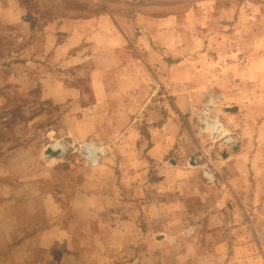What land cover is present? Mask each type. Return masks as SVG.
<instances>
[{
  "label": "rangeland",
  "instance_id": "1",
  "mask_svg": "<svg viewBox=\"0 0 264 264\" xmlns=\"http://www.w3.org/2000/svg\"><path fill=\"white\" fill-rule=\"evenodd\" d=\"M139 9L207 42L200 104L216 100L244 141L235 166L253 167L224 202L193 159L242 145L212 148L195 119L200 189L133 167L124 74L141 65L119 40ZM0 264H264V0H0Z\"/></svg>",
  "mask_w": 264,
  "mask_h": 264
},
{
  "label": "crops",
  "instance_id": "2",
  "mask_svg": "<svg viewBox=\"0 0 264 264\" xmlns=\"http://www.w3.org/2000/svg\"><path fill=\"white\" fill-rule=\"evenodd\" d=\"M147 11L139 9L133 12L132 19L135 21L124 24V31L133 33V36L119 40L121 46L127 44L137 53L135 58L141 65L139 72L127 71L124 74V77L131 81L129 96L135 106L130 102L129 104L130 110L134 111L136 116L131 119L124 138L130 143L128 148L130 157L134 160L133 167L147 169V173L149 170L155 173L161 186H171L167 178L175 173L180 186L185 185L186 189L195 191L200 189L197 186L200 174L197 169L188 168L190 157L195 155L190 150L191 146L193 147L190 132L195 114L201 106L200 95L206 88L209 89L205 83H210L207 80L217 73L205 74L204 67H197L193 58L192 53L196 47L204 49L207 46L205 39L193 37L187 38L188 40H171L166 37L170 32L182 37L179 33L180 23L177 22L178 14ZM155 13L158 17L154 18V22H146L147 16ZM168 20L174 22L170 25ZM117 24L121 29L120 23ZM113 46L117 47L115 43ZM197 57L202 59L199 55ZM221 74L220 72L219 77ZM239 112L241 113V109H237L235 114H223L222 117L229 118L222 119L229 121L237 117ZM241 145L239 151L234 154L227 157L221 154L218 157L221 159H213L212 162H215L212 165L217 175L214 184L206 185L200 179L205 190L220 191L218 202H224L225 198L235 194V191L243 190V186L238 183L245 181L253 169L251 164L249 167L242 164L243 167L238 166V169L235 166L238 163L237 156L242 153L243 140ZM212 156L215 158V154ZM234 159L237 162L231 163ZM249 161L252 163V160ZM219 165L223 167H217Z\"/></svg>",
  "mask_w": 264,
  "mask_h": 264
},
{
  "label": "built area",
  "instance_id": "3",
  "mask_svg": "<svg viewBox=\"0 0 264 264\" xmlns=\"http://www.w3.org/2000/svg\"><path fill=\"white\" fill-rule=\"evenodd\" d=\"M216 100L208 98L195 114V136H202L210 141L211 147H221L228 154L240 147L241 139L237 132L229 128L214 114ZM97 162V161H96ZM193 163L200 169L201 178L206 185L216 182L217 175L210 157L201 153L193 159Z\"/></svg>",
  "mask_w": 264,
  "mask_h": 264
},
{
  "label": "water",
  "instance_id": "4",
  "mask_svg": "<svg viewBox=\"0 0 264 264\" xmlns=\"http://www.w3.org/2000/svg\"><path fill=\"white\" fill-rule=\"evenodd\" d=\"M52 154L54 153V152H52V151H50Z\"/></svg>",
  "mask_w": 264,
  "mask_h": 264
},
{
  "label": "bare ground",
  "instance_id": "5",
  "mask_svg": "<svg viewBox=\"0 0 264 264\" xmlns=\"http://www.w3.org/2000/svg\"><path fill=\"white\" fill-rule=\"evenodd\" d=\"M87 148H88V146H87ZM54 150V149H53Z\"/></svg>",
  "mask_w": 264,
  "mask_h": 264
}]
</instances>
